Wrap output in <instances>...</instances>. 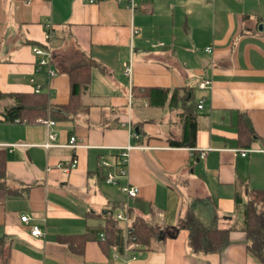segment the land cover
<instances>
[{
	"label": "crops",
	"instance_id": "crops-1",
	"mask_svg": "<svg viewBox=\"0 0 264 264\" xmlns=\"http://www.w3.org/2000/svg\"><path fill=\"white\" fill-rule=\"evenodd\" d=\"M46 21L57 71L51 78L38 71L33 52L47 43ZM89 61L97 65L86 109L46 117L56 122L50 128L37 122L41 117L5 121L13 102L0 100V264H263L241 227L243 204L264 194V152L238 151L264 149V0H148L134 9L115 1L0 0L1 94L32 95L40 85L52 108L64 112L67 71ZM130 61L132 79L124 74ZM205 79L211 88H200ZM151 88L169 90L163 105L150 104ZM190 118L195 145H172L185 139ZM71 137L79 146H68ZM128 145L127 178L107 184L101 160L119 165ZM74 159L69 172L58 168ZM126 184L139 188L136 198L122 192ZM121 213L129 223L114 218ZM192 216L230 229V244L220 253H194L189 231L179 228ZM138 220L160 234L135 259L100 237L111 221L125 230ZM33 224L44 236L31 235ZM84 234L91 239L79 253L67 238Z\"/></svg>",
	"mask_w": 264,
	"mask_h": 264
},
{
	"label": "trees",
	"instance_id": "trees-1",
	"mask_svg": "<svg viewBox=\"0 0 264 264\" xmlns=\"http://www.w3.org/2000/svg\"><path fill=\"white\" fill-rule=\"evenodd\" d=\"M95 61H89L72 67L67 71L71 81V94L68 104L62 107L64 112H57L50 104L49 96L46 93L29 94H1V99H10L13 104L5 107V121L15 122H33L41 117L64 118L65 113L72 114L83 113L86 104L83 101L90 88L91 69L96 66ZM135 90V89H134ZM148 92L150 104L163 105L169 90L161 88H151L145 90ZM178 91L173 92V98ZM172 98V99H173ZM82 108V109H81ZM86 109V108H85ZM197 125L194 118L187 120L185 126V139L182 141H171L172 145H195V136ZM6 169V153L0 148V178L4 175ZM1 187V186H0ZM262 208L259 210L258 205ZM239 205V204H238ZM243 225L242 230L246 232L248 239V249L260 262L264 264V194L257 192L255 198L248 203L243 204L242 209ZM110 224L101 229L109 245L116 246L119 251L123 252L125 247V230L118 227L112 221ZM180 229L189 231V245L196 254L220 253L229 244L230 229H222L218 225L205 226L199 219L190 217L179 224ZM131 233L136 236L137 243L141 249L151 250L155 242L158 241L160 230L157 226H152L144 220H138L130 229ZM91 239L90 234L69 236L67 238L69 245L73 248L76 244L75 251L82 253L86 242Z\"/></svg>",
	"mask_w": 264,
	"mask_h": 264
},
{
	"label": "built area",
	"instance_id": "built-area-1",
	"mask_svg": "<svg viewBox=\"0 0 264 264\" xmlns=\"http://www.w3.org/2000/svg\"><path fill=\"white\" fill-rule=\"evenodd\" d=\"M90 4H96V3H100V2H106V1H115L116 3L120 4L123 3L125 4L127 7L134 9L135 8V3L136 1H148V0H87ZM45 26V36H46V45L45 46H35L33 49V52L36 56L39 57L38 60V71H43L45 70L47 73V76L49 78L57 75V71L54 68L53 64H52V60H53V54H52V50L50 47V41L51 38L53 37V29H52V25L49 21H46L44 23ZM209 52H211V49H208ZM133 64L132 61L128 62L125 64L124 66V74L129 77L130 79H132L133 76ZM32 83H35V79L32 78L31 79ZM212 87V81L209 79H205L202 80L200 83V88L202 89H209ZM42 92V87L40 85H36L35 87V93L39 94ZM203 107V101L200 102L199 104V108ZM15 122L20 123V120H16ZM38 123H41L43 125H45L47 128L52 127L53 125L56 124L55 121L50 120V119H44V118H40L37 120ZM131 133L133 136H136V132L133 128L130 129ZM49 139L50 140H54L55 139V135L53 134H49ZM76 138L75 137H71L70 141H69V147H77L79 146L76 143ZM46 148L51 147L52 145L50 143H47L44 145ZM133 146H126L125 148L122 149L121 155H120V164L114 166L113 164H111L110 162H108L107 160H101L100 165L101 167L105 168L106 171V175H105V182L109 185H119L120 181L124 178H127L128 176V160H129V155H130V151L133 149ZM238 152H240V154L242 156H247L249 153H253V152H264V149L259 148V147H248V148H244L239 150ZM208 150H202L200 152V157L205 159L207 156ZM78 161L76 159H74L72 161V164L70 166H65L64 164H59L58 168L62 169L66 172H69L71 169H74L77 167ZM122 192H124L125 194L128 195L129 198H136L138 193H139V188L136 186H132L129 184L123 185L121 187ZM114 218L117 221H124L126 223H129V218L125 215V214H115ZM22 222L29 224L31 221V218L29 216H23L21 218ZM131 227L129 225H127V227L125 228V247H124V251L125 253L128 252H133V255L131 257V259H135L137 257V254H140L142 249L139 246V244L137 243V239L136 236L133 235L130 231ZM45 231L44 229L39 225V224H33L31 225V235L36 237V238H40L42 236H44ZM102 240H106V237L104 235V233H102L100 235Z\"/></svg>",
	"mask_w": 264,
	"mask_h": 264
},
{
	"label": "rangeland",
	"instance_id": "rangeland-1",
	"mask_svg": "<svg viewBox=\"0 0 264 264\" xmlns=\"http://www.w3.org/2000/svg\"><path fill=\"white\" fill-rule=\"evenodd\" d=\"M2 103V102H1Z\"/></svg>",
	"mask_w": 264,
	"mask_h": 264
}]
</instances>
